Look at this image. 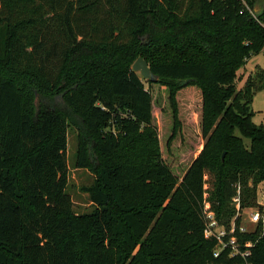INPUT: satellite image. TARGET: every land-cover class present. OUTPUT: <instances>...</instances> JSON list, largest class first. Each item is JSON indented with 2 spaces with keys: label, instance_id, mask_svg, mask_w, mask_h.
I'll list each match as a JSON object with an SVG mask.
<instances>
[{
  "label": "trees",
  "instance_id": "trees-1",
  "mask_svg": "<svg viewBox=\"0 0 264 264\" xmlns=\"http://www.w3.org/2000/svg\"><path fill=\"white\" fill-rule=\"evenodd\" d=\"M259 53L262 0H0V264H264L262 222L245 233L235 222L247 256L214 257L203 220L209 201L228 227L234 198L264 216V126L250 109L264 70L235 87ZM143 54L154 83L131 70ZM151 85L166 91L169 121L155 123ZM31 88L61 93L70 114H28ZM181 107L203 142L182 176L162 156ZM71 114L84 124L76 166L95 176L84 215L66 192Z\"/></svg>",
  "mask_w": 264,
  "mask_h": 264
},
{
  "label": "rangeland",
  "instance_id": "rangeland-1",
  "mask_svg": "<svg viewBox=\"0 0 264 264\" xmlns=\"http://www.w3.org/2000/svg\"><path fill=\"white\" fill-rule=\"evenodd\" d=\"M264 1V0H262ZM255 14V13H254ZM147 38L143 36L141 38V44L146 42ZM139 55L138 57H140ZM144 56V57H143ZM137 57V58H138ZM143 59L147 58L145 54L141 56ZM258 66L262 70H264V54L259 53L258 55L253 56L244 66L242 70H240L237 74V80L235 81V87L238 91L245 81V79L251 75H255V67ZM145 86H147L145 82ZM150 91L153 96L154 101V121H164L170 118V109L166 102V91L162 87H157L155 85H151ZM28 101V107L26 112L30 115L39 114L40 111L45 109L46 107L53 109L54 107L63 110L64 112H69L63 95L61 93H53L52 95L46 96L42 92H39L36 88L27 89L23 94ZM46 106V107H45ZM163 108L160 110V108ZM250 109L254 112L253 122L257 125L264 126V88L258 89L254 94L252 101L250 103ZM62 111V112H63ZM123 114V113H122ZM193 109H188L185 107L180 108V119L182 121V133L179 134L176 139L171 143L169 150L164 147V142H162V156L164 162L170 167L171 170L176 171L177 173L183 174L186 170V165H188L192 159L198 154L201 149L203 142L200 141L199 137L196 136V119ZM69 122L71 124L68 125L67 128V147H66V158H67V167H68V180L66 186V192L69 194L72 202V211L76 215H84L92 212L93 208L88 199V196L81 192L82 187H89L93 184L95 176L92 170L86 168H78L76 166V154H77V142L78 137L81 131V128L84 127L83 121H81L78 117L73 116L72 114L69 116ZM109 127H104L103 132H106L111 129V125L113 122H109ZM108 126V125H107ZM171 130V127H170ZM87 133H83L84 135ZM237 136L239 134L235 133ZM242 143L248 147L249 140L246 138H242ZM92 150L88 153L92 154ZM90 164H92V160H88ZM94 165V164H92ZM94 167V166H92ZM257 202L259 205L264 204V181L258 185L257 187ZM235 210L237 208L235 204H233ZM209 207L208 210L211 209V205L209 201L205 202L204 208ZM258 212V209H245L241 211L240 214V222L247 229V231H252L255 224L250 223L248 221V217L252 214ZM263 231H264V222Z\"/></svg>",
  "mask_w": 264,
  "mask_h": 264
},
{
  "label": "built area",
  "instance_id": "built-area-1",
  "mask_svg": "<svg viewBox=\"0 0 264 264\" xmlns=\"http://www.w3.org/2000/svg\"><path fill=\"white\" fill-rule=\"evenodd\" d=\"M249 13L254 17V12L249 11ZM233 202L237 208L236 215L230 220L229 226L226 227L221 225L215 214L212 210H208L209 207L203 208V220H204V237L207 239H214L216 241V247L213 251V256L218 257L219 254L224 250H229V257L239 255L241 257H245L248 255V252H241L238 246V242L234 237L235 232V222L237 218H240L239 210H238V199L234 198ZM208 208V209H207ZM248 221L253 224H257L258 222H264V216H262L259 212L252 213L248 217ZM239 233L248 232L247 229L241 224L239 220V224L237 227Z\"/></svg>",
  "mask_w": 264,
  "mask_h": 264
},
{
  "label": "water",
  "instance_id": "water-1",
  "mask_svg": "<svg viewBox=\"0 0 264 264\" xmlns=\"http://www.w3.org/2000/svg\"><path fill=\"white\" fill-rule=\"evenodd\" d=\"M254 12H257V9H255ZM131 70L135 73H138L142 79L147 80L151 83H154L158 80V77L151 72L146 61L141 57H138L134 61V63L131 66ZM223 156L224 153L222 154V158Z\"/></svg>",
  "mask_w": 264,
  "mask_h": 264
},
{
  "label": "crops",
  "instance_id": "crops-1",
  "mask_svg": "<svg viewBox=\"0 0 264 264\" xmlns=\"http://www.w3.org/2000/svg\"><path fill=\"white\" fill-rule=\"evenodd\" d=\"M250 210V209H249ZM243 211V210H242Z\"/></svg>",
  "mask_w": 264,
  "mask_h": 264
}]
</instances>
